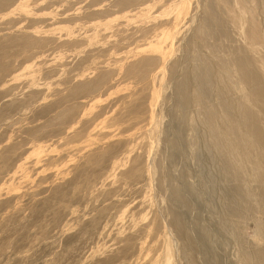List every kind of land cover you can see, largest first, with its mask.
I'll use <instances>...</instances> for the list:
<instances>
[{
    "label": "rangeland",
    "instance_id": "obj_1",
    "mask_svg": "<svg viewBox=\"0 0 264 264\" xmlns=\"http://www.w3.org/2000/svg\"><path fill=\"white\" fill-rule=\"evenodd\" d=\"M87 1L0 4V264H264V0H209L246 72L200 43L206 0Z\"/></svg>",
    "mask_w": 264,
    "mask_h": 264
},
{
    "label": "bare ground",
    "instance_id": "obj_2",
    "mask_svg": "<svg viewBox=\"0 0 264 264\" xmlns=\"http://www.w3.org/2000/svg\"><path fill=\"white\" fill-rule=\"evenodd\" d=\"M138 1H140V0H111V4L109 6L103 7V9L98 10L97 11V15L99 17H104L106 15H110V14H112V13L118 11V10L126 9L131 4L136 3ZM214 1H217V2L219 1L221 5H223V3H224V8L225 9H229V6H228V4L225 1H222V0H213V2ZM1 2H3V0H0V4H1ZM87 2H88L87 3V6H90L93 3L97 2V0H88ZM209 3H210V1L209 0H206L205 3H204V6H203V8H204L203 11H204V14H205L204 15V23H205L206 26H205V28H203L204 29V32L202 31L201 34L198 35V38L200 40V43L206 45L204 43V41L206 42L209 38H212L213 39V42H211L212 44L211 43H210V45L208 44L209 45V48L208 49H209V51L211 53V55L210 54L209 55L211 57H213L216 60L217 63H219L220 65L222 64L224 67H225V65H227V66H231V67L235 68L238 71H245L246 72V70H247L246 69V66H245V62L246 61L243 60V58L241 56V53H238V52H234L233 53V51H231L229 49V47L227 46V43H228L227 42L228 41V34H227V31H226V27L224 25V21L225 20L223 21L222 18H221L222 16L220 17L219 15L215 14L212 9H210V4ZM237 3H238V5H241L242 4L241 0H237ZM64 6L68 7L69 6V1H64ZM166 13H164V15H166ZM144 15H146V14H144ZM161 15H163V14H161ZM161 15H160V17H161ZM153 16H154V14H153ZM171 18H172L171 16H167V17H164V18L161 17V20L165 21L166 24H169V23H171ZM128 19H129V17H128ZM142 21H144V20H142ZM104 24H106V23H104ZM177 27L178 26H176L175 28H177ZM173 30H174V28H173ZM175 31H176V29H175ZM173 34H174V32H173ZM150 35L151 34H149V37H150ZM153 35H159V32H157V34H153ZM170 35L172 36V34H170ZM156 37H154V38L156 39ZM206 38H207V40H205ZM207 43H209V42H207ZM148 44H149V42H148ZM148 44H146V45L149 46ZM168 46H169V44H168ZM143 47H145V46H143ZM167 47H164L163 46V48H167ZM163 48H162V52H163V50L164 51L167 50V49H163ZM166 52H168V51H166ZM197 56L198 55L195 54L194 59H193V62L195 60V63H193V69H191V71H192L191 72V75H192V79L195 82L196 91L198 92V94H201V95L205 96V94H204V92H205V85L207 84V82L209 80L208 79V76H209L208 74L210 73V72H208V68L205 65L209 66L210 64L209 65L208 64H205L206 62L204 61V59L202 57H201V59H203L205 65L202 63V61L200 63H198L201 59H200L199 56L198 57ZM155 58H156L155 55L144 54L143 52L142 53H136L135 52V54H132L131 56H128V57L124 58L123 71H124V73L126 75H129V76H131V75H138V74H145V73L148 72V70L150 69V67L154 64ZM166 58H167V56H166ZM159 59H162V58L159 57ZM198 59H200V60H198ZM174 62L169 65L171 68L174 67V65H175ZM162 66H164V63H163ZM157 69H159V68H156V71H157ZM186 81H187L186 76L185 75H182L179 78V80L177 81V83H176V88L174 90V97L176 98V101H178V103H181V102H183L185 100V97H186L185 96ZM234 82H235V80H234ZM195 95H196V93H195ZM247 109H248V107H247ZM245 110H246V108H245ZM207 111L209 113L208 114V118L210 117V119H212L213 113H211V109L208 108ZM247 111H249V110H247ZM246 114H248V113H246ZM245 116H247V115H245ZM247 118H243V120L244 119L247 120ZM250 120H251V118H250ZM250 120H248V121H250ZM209 122H210V120H209ZM253 122H254V120H253ZM209 126H208L209 127V130L213 131L214 130L213 127L211 125H209ZM258 126H260V125L255 124V123H251L250 124V127H251V129L253 131H257L258 128H259ZM250 127H248V128H250ZM216 140H217V138L215 139V141ZM157 166H159V165H157ZM156 175H157V173H156ZM172 218H173L172 219L173 221H176V218L175 217H172Z\"/></svg>",
    "mask_w": 264,
    "mask_h": 264
}]
</instances>
